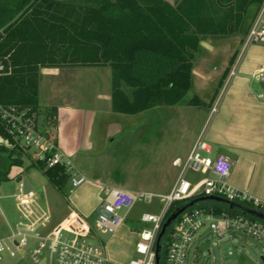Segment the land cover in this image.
<instances>
[{"label": "trees", "instance_id": "1", "mask_svg": "<svg viewBox=\"0 0 264 264\" xmlns=\"http://www.w3.org/2000/svg\"><path fill=\"white\" fill-rule=\"evenodd\" d=\"M263 0H0V106L43 116L52 134L56 109H42V68L109 67L112 109L138 114L185 100L193 87V70L202 43L247 34ZM249 17L251 20L249 21ZM236 56L231 59L234 63ZM223 75L220 85L228 76ZM190 102L200 105L193 97ZM0 116V136L13 137ZM5 150V149H4ZM2 149V151H4ZM18 149L0 157V181L23 163ZM65 196L70 171L31 161ZM190 202V201H189ZM188 201L171 205L167 219ZM192 209L238 213L224 202L200 200ZM264 212V210H263ZM169 227L160 241L159 263L165 264Z\"/></svg>", "mask_w": 264, "mask_h": 264}, {"label": "crops", "instance_id": "2", "mask_svg": "<svg viewBox=\"0 0 264 264\" xmlns=\"http://www.w3.org/2000/svg\"><path fill=\"white\" fill-rule=\"evenodd\" d=\"M245 36L237 37V46L224 52L228 59L222 64L196 60L190 97L138 114L113 111L109 67L42 68L40 105L57 113L52 136L58 150L86 177L80 187L69 188V193L76 191L77 197L83 198L79 208L68 210L60 218L72 212L84 216L80 209L90 220L99 213L104 192L111 187L149 193L162 200L180 175L181 166L175 162L186 161L202 134L216 157L223 155L231 162L229 183L264 202V84L255 78L264 66V47L251 48L236 75L230 77L234 67L231 59L237 58ZM206 45L202 43L200 53L210 56L212 51H219V46L209 44V49ZM193 97L202 104H192ZM0 213L1 237L18 216L13 222L1 208Z\"/></svg>", "mask_w": 264, "mask_h": 264}, {"label": "built area", "instance_id": "3", "mask_svg": "<svg viewBox=\"0 0 264 264\" xmlns=\"http://www.w3.org/2000/svg\"><path fill=\"white\" fill-rule=\"evenodd\" d=\"M255 43H264V0L245 36L241 56ZM239 63L237 61L234 65L231 78L236 75ZM2 72L4 66L0 64V73ZM255 78L264 83V66L260 67ZM215 111L216 108L213 112ZM0 116L5 121L6 130L14 139L11 142L10 139L0 136V145L5 144L10 150L18 147L32 162L41 163L45 167L65 165L70 171L71 189L86 182V177L75 170L71 160L58 150L54 137L43 125V118L40 121V118L25 111L1 106ZM212 156V147L202 134L186 161L183 164L180 161L175 162L177 166H181L180 175L171 193L162 199L161 213L145 214L141 218L142 223L152 226L139 233L136 257L129 264H156L158 238L170 207L175 202L191 203L204 197H216L264 213L263 201L229 183L231 162L223 155L215 158ZM189 172L200 173L204 178L193 183L187 178ZM104 196L103 205L94 223L78 212H72L55 224L52 216L40 205L37 194L33 191L26 193L23 185L18 184L14 198L18 220L13 225L8 224V233L0 237V264L5 257L15 259L18 256L29 258L33 264H110L108 245L100 234L115 235L137 203L151 204L156 197L149 193H133L113 187L107 188ZM123 210L126 211L124 216L121 215ZM237 210L238 213L220 214L203 209L185 211L173 224L165 264H185L195 235L205 226H209L220 236L229 231H237L264 243V221ZM91 238L90 242L86 240Z\"/></svg>", "mask_w": 264, "mask_h": 264}, {"label": "rangeland", "instance_id": "4", "mask_svg": "<svg viewBox=\"0 0 264 264\" xmlns=\"http://www.w3.org/2000/svg\"><path fill=\"white\" fill-rule=\"evenodd\" d=\"M250 20L251 17H249V21ZM237 37H241V35L207 40V48L210 47L209 44L219 46V51H212L210 56H206L204 52L199 53V61L214 62L216 65H218V63H224L228 59L226 58L228 54L225 55L224 52L237 46ZM257 46L264 47V43L252 44L246 50L244 55L241 56L244 49V44H242L239 47V53L234 61V65L237 61L240 62L244 60L248 51ZM190 96L191 93L188 94L187 98ZM42 118L43 116L40 117V121H42ZM44 127H46L45 124ZM2 149L5 150L2 151ZM10 151L13 150L7 148L5 144L0 145L1 158L5 157ZM215 157L216 154H213L212 158ZM22 161L23 163L21 165H15L11 168L8 177L9 180L2 181L0 186L2 196H6L0 199V208L8 219L14 222L18 216L14 199L18 188V184L14 178L18 176H22L24 179L31 182L34 186V192L39 198L40 205L47 210L52 217L54 216L53 220L55 224L62 220L60 216L68 210L79 208V202L83 201V198L77 197L76 191L75 193H68L66 197L62 196L57 189L50 184L41 170L31 167V159L29 156L24 154L22 156ZM187 178L191 182L197 183L204 178V175L189 172ZM162 207L163 202L160 199H154L151 204L139 202L135 205L129 218H127L122 229L118 233L113 237L111 234H100V237L108 245L107 252L111 261L110 264H129V262L136 257L135 248L139 241L138 233L144 229H149L152 226L142 223L141 218L145 214L159 215ZM79 212L84 214V216L87 215L80 209ZM125 214L126 211L123 210L121 215L124 216ZM97 216L98 212L89 221L94 223ZM86 240L90 242L92 241V238ZM22 258V256H18L15 259L5 257L2 264H19ZM21 264H33V262L29 258L24 257ZM185 264H264V243L237 231H229L223 236H220L217 233H214L209 226H205L195 235V238L188 249Z\"/></svg>", "mask_w": 264, "mask_h": 264}, {"label": "water", "instance_id": "5", "mask_svg": "<svg viewBox=\"0 0 264 264\" xmlns=\"http://www.w3.org/2000/svg\"><path fill=\"white\" fill-rule=\"evenodd\" d=\"M263 87H264V85H263ZM16 182H17V184H22L23 185L24 191L26 193H29V192H31L33 190V187L30 185V183L26 179H23V177H19ZM200 200H215V201H219V202H224V203H226L229 206V208L231 210L240 209L244 213H247L249 215H252V216H254V217H256V218L264 221V213H262V212H260L258 210L249 209V208H247L245 206L240 205L237 202L227 201V200H224V199H221V198H216V197H204V198L196 199V200L192 201L191 203H189L188 205H186L185 207H183L182 209H179L178 211H176L175 213H173L166 220L165 224L163 225L162 231H161V233L159 235L158 242H157V248H156L157 249L156 264H160L159 263V256H158L159 249L161 247L160 241H161L162 237L164 236V234L166 233L167 229L174 224V222L177 220V218L181 214H183L189 208H192L195 205V203L197 201H200Z\"/></svg>", "mask_w": 264, "mask_h": 264}]
</instances>
